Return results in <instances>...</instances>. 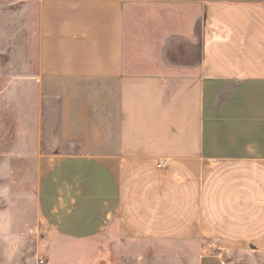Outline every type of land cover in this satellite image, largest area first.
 I'll return each mask as SVG.
<instances>
[{"label":"crops","instance_id":"obj_1","mask_svg":"<svg viewBox=\"0 0 264 264\" xmlns=\"http://www.w3.org/2000/svg\"><path fill=\"white\" fill-rule=\"evenodd\" d=\"M33 1L64 147L37 161L42 222L264 264V1Z\"/></svg>","mask_w":264,"mask_h":264},{"label":"rangeland","instance_id":"obj_2","mask_svg":"<svg viewBox=\"0 0 264 264\" xmlns=\"http://www.w3.org/2000/svg\"><path fill=\"white\" fill-rule=\"evenodd\" d=\"M39 41V4L0 0V264H199V256L218 254L224 264H263L250 249L157 247L107 233L75 242L48 228L39 214L37 161L64 147L58 100L41 107L38 98Z\"/></svg>","mask_w":264,"mask_h":264},{"label":"built area","instance_id":"obj_3","mask_svg":"<svg viewBox=\"0 0 264 264\" xmlns=\"http://www.w3.org/2000/svg\"><path fill=\"white\" fill-rule=\"evenodd\" d=\"M42 264H45V262L43 261Z\"/></svg>","mask_w":264,"mask_h":264}]
</instances>
